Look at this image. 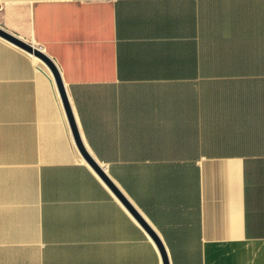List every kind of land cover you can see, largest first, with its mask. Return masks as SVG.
I'll return each instance as SVG.
<instances>
[{"label": "crops", "instance_id": "1", "mask_svg": "<svg viewBox=\"0 0 264 264\" xmlns=\"http://www.w3.org/2000/svg\"><path fill=\"white\" fill-rule=\"evenodd\" d=\"M0 27L55 61L170 264H264V0H0ZM5 40L0 264H164L55 78Z\"/></svg>", "mask_w": 264, "mask_h": 264}, {"label": "water", "instance_id": "2", "mask_svg": "<svg viewBox=\"0 0 264 264\" xmlns=\"http://www.w3.org/2000/svg\"><path fill=\"white\" fill-rule=\"evenodd\" d=\"M0 36L3 37L4 39L8 40L9 42H13L14 44H17L18 46H20L25 51H28L31 54H34L40 60L47 63V65L51 69L52 75L55 78L57 88H58V91L60 92V96L62 99L63 107L65 108V112H66L68 121L71 124V128H72L74 137L77 141V144H78L82 154L85 155L86 159L89 161L91 166L95 169V171H97L99 173V175L104 180V182L107 184V186L112 188V190L117 194V196L121 199V201L125 203L127 208L130 209V211L133 213V215L141 222V224L143 226H145V228L148 230V232L150 234H152V236L154 237V239L156 240V242L158 244L159 250H161L164 264H170L167 249H165V246H164L161 238L159 237V235L156 234V232L153 230V228L147 222V220L141 216V214L138 212V210L135 208V206L132 204V202H130L128 200V198L125 197V195L122 193L120 188L114 183L112 178H110L108 173L104 169H102L98 165V163L93 159V157L91 155H89V153L87 152L86 147L83 143V140L80 137L78 123H76L74 109L71 106L68 91H66L65 84H64V81L62 79V75H60L59 69H58L55 61L52 60L51 57L45 51H42L41 49L36 47L34 44H31L29 42L22 40L21 38H19L18 36H16L12 32L10 33L7 30L3 29L2 27H0Z\"/></svg>", "mask_w": 264, "mask_h": 264}, {"label": "bare ground", "instance_id": "3", "mask_svg": "<svg viewBox=\"0 0 264 264\" xmlns=\"http://www.w3.org/2000/svg\"><path fill=\"white\" fill-rule=\"evenodd\" d=\"M6 41V40H5ZM29 54V53H28ZM31 58H33L35 61H36V63L37 64H39L40 66H42V68H45L46 69V73L49 75V76H51L52 77V79H53V81H54V76L52 75V72H51V69L49 68V66L47 65V63H45V62H43L42 60H40L38 57H36V56H34V55H32V57ZM55 91H56V94H57V96H58V99H59V101H60V103H61V96H60V92L59 91H57V88H56V86H55ZM63 105V104H62Z\"/></svg>", "mask_w": 264, "mask_h": 264}]
</instances>
